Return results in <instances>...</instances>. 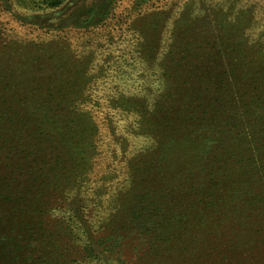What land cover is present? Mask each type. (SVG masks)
Returning <instances> with one entry per match:
<instances>
[{
    "label": "trees",
    "instance_id": "1",
    "mask_svg": "<svg viewBox=\"0 0 264 264\" xmlns=\"http://www.w3.org/2000/svg\"><path fill=\"white\" fill-rule=\"evenodd\" d=\"M229 24V28L235 26ZM223 37L218 48L188 59V94L210 91L208 112L200 123H181L182 115L193 110L176 108L183 104L177 96L162 101L165 105H158L148 116L150 128L145 135L152 142L135 157L137 191L131 206L114 205L110 219L103 223L107 232L89 249L98 252L99 261L264 264V105L243 113L254 78L241 84L249 70L257 68V74L264 68V43H250L241 29ZM213 38L222 40L218 35ZM39 52L42 46L34 42L32 57ZM80 67L76 63L66 74H78ZM199 69L215 77L202 80L196 77ZM161 81L162 90L173 89L164 73ZM66 82L56 76L24 81L15 88L13 82L0 79L1 264H32L36 237L41 241L47 237L42 245L55 255L57 264H83L78 258L85 251L76 248L83 247L80 235L90 224L76 192L83 188L97 147L87 135L89 118L78 111L79 95L70 98L64 90ZM200 151L201 167L187 168L185 158L199 157ZM184 174L182 182L173 180V198L167 197L163 191L167 178ZM166 201L174 202L171 212L183 206L186 221L190 220L187 229L180 227L170 249L153 244L157 237L154 220ZM64 205L69 206L65 213L70 218L50 217ZM129 249L135 252L133 259L127 256Z\"/></svg>",
    "mask_w": 264,
    "mask_h": 264
},
{
    "label": "rangeland",
    "instance_id": "2",
    "mask_svg": "<svg viewBox=\"0 0 264 264\" xmlns=\"http://www.w3.org/2000/svg\"><path fill=\"white\" fill-rule=\"evenodd\" d=\"M34 1L0 0V79L19 88L24 81L59 76L67 81L64 90L70 98L79 95L77 108L89 118L87 135H91L97 153L83 188L76 192L81 207L87 208L85 219L90 224L80 235L83 247L76 249H83L85 255L78 260L83 264H116L112 259L99 261L98 252L89 249L107 232L103 223L110 219L113 206H131L139 185L135 157L152 142L145 135L150 128L148 116L162 101L177 96L183 104L176 108L199 109L198 113L183 112L181 123H200L208 112L210 91L188 94V59L213 46L218 48L223 36L238 29L250 43H264V0H41L39 5ZM232 22L235 26L229 28ZM34 42L40 43L43 52L32 57ZM167 55L172 58L164 59ZM76 63L81 71L66 74ZM42 70L46 72L41 74ZM256 70H249L241 82L249 84L254 78L243 113L264 105V68L257 74ZM161 73L173 89L162 90ZM196 75L202 80L215 77L201 69ZM198 153L199 157L185 158L187 168L201 167L203 151ZM185 176L167 178L163 185L167 197L173 198L174 181L182 182ZM172 204L163 202L154 220L157 237L153 244L164 249L175 245L180 227L186 225L185 230L190 223L183 206L175 204L179 208L171 212ZM68 207L64 205L50 217L70 218V213H65ZM48 229L45 227L50 235ZM88 229L90 234L84 232ZM36 239L32 264H57L55 255L42 245L47 237ZM146 246L143 244V249ZM134 254V250L127 251L131 259Z\"/></svg>",
    "mask_w": 264,
    "mask_h": 264
}]
</instances>
